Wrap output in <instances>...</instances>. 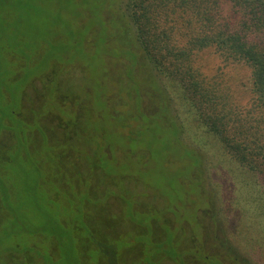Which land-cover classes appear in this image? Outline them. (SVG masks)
I'll return each mask as SVG.
<instances>
[{
    "label": "trees",
    "instance_id": "1",
    "mask_svg": "<svg viewBox=\"0 0 264 264\" xmlns=\"http://www.w3.org/2000/svg\"><path fill=\"white\" fill-rule=\"evenodd\" d=\"M110 2L122 27L119 38L123 44L118 45L115 57L119 68L129 69L128 74L123 76L122 73L120 77L131 84L139 78L149 81L143 88V101H146L144 113L141 112L144 115L156 113L149 112L147 89L151 88L162 96L158 100L161 108L166 103L171 110L170 102H173L179 116L184 117L182 121L192 123L187 125V131L191 129V134L204 143L221 148L223 157L229 156L243 168L247 177L241 176L247 184L238 188L241 194L236 191L237 200L231 201L230 207L234 204L241 213H246L242 218L249 233L262 236L264 240V218L261 217L264 215V0ZM40 13L36 10V16L40 17ZM206 49H213L225 60L241 63L249 69L251 99L248 104L238 103L230 89L224 93L202 76L194 55ZM15 56L9 59L23 61L22 57ZM30 67L25 64L27 71ZM55 68L53 65L38 78L44 90L36 105V98H29L26 88L12 92L1 88L0 139L6 138V141L0 144V264H224L219 259L225 260L223 256L204 253L205 242L199 246L196 241L197 249L194 244L186 246L177 238L165 241L164 232L159 231L156 224L148 229L132 218L135 215L140 217L137 220L143 218L146 208H139L141 203L136 199L145 195L132 178L122 177V190L120 187L117 191L118 187L110 181L111 176H101L100 165L93 163L96 159L93 126L100 118L83 99H74V103L70 97L56 92L53 100L62 116L39 114L46 102L47 86L58 78ZM106 70L110 72L108 67ZM11 74L8 63L0 65V79H11ZM77 74L81 75V71ZM63 76L66 78L65 74ZM25 99H29L30 108L23 104ZM102 99L107 105L108 120L119 118L124 123L132 120L121 112L126 110L128 91L120 99H115L110 92ZM112 106L117 109L114 111ZM33 124L39 131L30 129ZM184 128L186 125L177 127L178 140ZM131 132L132 137L138 135V130ZM66 143L73 148L64 152L62 148ZM43 144L54 149L58 157L53 166L55 187L64 188V170L70 169L76 190V195H70L71 200L83 194L80 206L67 203L71 204L67 208L72 212L67 218L72 215L76 218L70 226L63 220L45 216L41 209V206L56 207L54 197L51 202L47 197H38L37 186L42 183V176L31 177L22 172L24 181L16 186L6 175L10 168L19 175V161H30ZM100 152L102 159H110L108 148ZM191 152L199 161L202 159ZM36 169L42 172L38 164ZM114 197L122 201L118 215L110 209ZM255 213L260 216H254ZM27 215L32 220L33 216H40L34 220L39 224L24 220ZM210 218L215 220L217 216ZM163 222L173 227L169 218L163 217ZM150 235L151 243L145 242L144 238ZM114 243L118 246H110ZM113 247L116 248L113 250ZM234 261L241 264L237 258Z\"/></svg>",
    "mask_w": 264,
    "mask_h": 264
},
{
    "label": "rangeland",
    "instance_id": "2",
    "mask_svg": "<svg viewBox=\"0 0 264 264\" xmlns=\"http://www.w3.org/2000/svg\"><path fill=\"white\" fill-rule=\"evenodd\" d=\"M0 2V65L8 63L12 73L11 79H0V94L2 89L8 88L12 92L26 88L28 97L36 98V105L44 90L38 78L45 70L56 65L58 78L47 86L46 102L39 114L62 116L60 108L53 100L56 92L70 97L74 103V99H83L87 103L90 110L100 118L98 123H95L96 126H93L96 133V159H93V163L100 165L101 176H111L110 181L118 187L117 191L120 190L122 177L132 178L140 185L146 197L140 196L136 199L146 206L142 208L139 204V208L146 209L141 220H137L140 217L136 215L132 217L135 221H141L148 229L156 224L159 231L164 232L165 241L168 238H177V241L186 246L194 244L197 249L205 242L204 253L223 256L225 260L219 259L224 264H234L235 258L241 264H264L262 236L251 235L246 223H243L242 217H245L246 213H241L240 208L234 204L230 207V202L237 200L235 196L238 194V188L247 184L241 176L244 173L243 168L229 156L223 157L221 148L206 142L205 144L196 135L191 134V129L187 131L189 123L182 121L184 117L179 116L174 109V103L170 102L171 110L166 103L161 108L158 100L162 96L151 88L147 89L149 112L156 113L143 114L146 100L143 101L142 92L149 81L139 78L134 79L131 84L120 77L122 73L123 76L126 72L128 74L129 69L119 68L115 57L117 47L121 43L119 37L122 27L110 0ZM36 10L41 12L40 17L36 16ZM12 55H16L15 58L22 57L23 61L10 60ZM194 59L198 70L211 85L217 86L224 93L230 89L240 104L249 103L250 78L246 66L225 60L213 49L195 53ZM25 64L31 65L28 71ZM78 71H81V75L77 74ZM15 75L19 77L14 78ZM159 81L163 83L162 80ZM126 91L129 92V101L126 110L121 112L132 120L128 123L119 118L108 120L103 95L110 92L115 99H120ZM165 96L167 97L166 93ZM171 97L170 94L169 98ZM28 101L29 99L23 101L26 108H30L27 106ZM112 107L114 111L117 109V106ZM26 114L30 115L28 111ZM184 124L185 132L178 140L177 127L185 126ZM30 129L39 131L34 124ZM134 130H138L136 137H132L131 131ZM5 141L6 138L0 139V144ZM47 146L43 144L37 148L39 150H36L30 161H19V175L11 168L6 175L16 186L24 181L20 174L22 172L31 177L42 176V183L40 181L37 186L38 197H47L49 202L54 197L56 207L51 205V208L47 206L46 209L41 206V209L46 213L45 216L63 220L70 226L76 218L74 215L67 218L69 213L72 214L69 210L71 204L67 203L72 202L73 206H80L79 201L82 203L83 194L80 192V195L71 200L70 195H76V190L70 169L64 170V188L55 187L52 181L53 166L57 164L58 157L54 149ZM71 148L73 147L66 143L62 151ZM102 148L109 149L110 159L105 161L101 158ZM190 150L202 159L199 161ZM87 158L89 159L88 156ZM37 164L41 166L42 172L38 173ZM243 175L247 177L246 174ZM130 186L132 185L129 184ZM239 193L241 194L240 191ZM110 205L112 212L118 215L122 201L114 197ZM28 215L24 220H32ZM212 215L217 218H210ZM254 216L260 215L255 213ZM124 217L129 218V215ZM163 217L169 218L173 227L166 226ZM261 217L264 218V215ZM38 218L40 216H33L32 224L38 223L34 221ZM27 224L31 226L30 223ZM144 240L151 243V235L146 236ZM112 245L118 246L117 243L110 244ZM66 247L68 249V246ZM115 248L113 247V250ZM147 256H150L149 252ZM90 258L93 259V256Z\"/></svg>",
    "mask_w": 264,
    "mask_h": 264
}]
</instances>
